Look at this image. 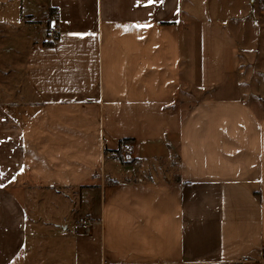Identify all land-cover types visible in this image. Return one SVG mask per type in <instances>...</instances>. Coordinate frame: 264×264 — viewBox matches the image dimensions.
<instances>
[{
  "label": "crops",
  "instance_id": "1",
  "mask_svg": "<svg viewBox=\"0 0 264 264\" xmlns=\"http://www.w3.org/2000/svg\"><path fill=\"white\" fill-rule=\"evenodd\" d=\"M16 1L0 39V264H264V101L233 20L255 0L231 18L192 0ZM79 216L94 226L76 237Z\"/></svg>",
  "mask_w": 264,
  "mask_h": 264
},
{
  "label": "rangeland",
  "instance_id": "2",
  "mask_svg": "<svg viewBox=\"0 0 264 264\" xmlns=\"http://www.w3.org/2000/svg\"><path fill=\"white\" fill-rule=\"evenodd\" d=\"M195 4V8L198 14H201L202 17L206 14L209 17L211 12L215 13V17L225 15L227 18H231L233 12L241 11L242 7H244V3L246 8L250 9V4L248 0H192ZM18 1L14 0H0V39L5 38L6 33L9 35L13 34V27L12 25L15 20L21 22V12L20 6ZM211 17V16H210ZM241 19L233 18L234 22H238V27L242 30L241 32L244 35L248 33L252 35L253 39L250 38L251 45L245 46L244 49L251 51L250 62L251 67L247 72L246 79H250L251 81V89H248L249 98L252 100L254 105L259 108L260 101H264V0H255V4L253 6V10L250 12L248 16L246 14H242L240 16ZM230 21V20H228ZM254 25L252 27L254 30L252 33L247 31L248 28H251V24ZM49 26H47L44 31L42 32L43 37L48 30ZM9 38V37H8ZM250 53H248L249 57ZM245 79V80H246ZM246 83V82H245ZM263 99V101H262ZM264 110V107H263ZM112 157H116L117 160L115 161V175L121 181L127 177H130V172L125 170L122 166L124 165L123 162L126 158H124L123 152H115L111 154ZM129 163H132L130 159H127ZM110 162V161H109ZM108 162V163H109ZM177 167V163L173 164L172 169L167 171L168 174H175ZM109 176V174H108ZM176 176H174L175 178ZM114 185V184H113ZM108 189V188H107ZM107 195L109 190L105 192ZM72 217V216H71ZM79 217H87L88 216H79ZM78 218V217H77ZM77 220V219H76ZM74 221V223L76 222Z\"/></svg>",
  "mask_w": 264,
  "mask_h": 264
},
{
  "label": "built area",
  "instance_id": "3",
  "mask_svg": "<svg viewBox=\"0 0 264 264\" xmlns=\"http://www.w3.org/2000/svg\"><path fill=\"white\" fill-rule=\"evenodd\" d=\"M58 36V29L54 26L49 27L44 35V44L48 45L54 43ZM93 226L94 224L87 217H78L71 228V234L76 237L88 234Z\"/></svg>",
  "mask_w": 264,
  "mask_h": 264
},
{
  "label": "trees",
  "instance_id": "4",
  "mask_svg": "<svg viewBox=\"0 0 264 264\" xmlns=\"http://www.w3.org/2000/svg\"><path fill=\"white\" fill-rule=\"evenodd\" d=\"M53 14H54V16H52L53 18H57V16H58V12H57V10H53ZM58 40V39H57ZM49 45V44H48ZM128 143L129 142H121V144L123 145L124 144V146L127 144L128 145ZM118 153L120 152L121 153V151L119 150V151H117ZM115 153V152H114Z\"/></svg>",
  "mask_w": 264,
  "mask_h": 264
},
{
  "label": "snow or ice",
  "instance_id": "5",
  "mask_svg": "<svg viewBox=\"0 0 264 264\" xmlns=\"http://www.w3.org/2000/svg\"><path fill=\"white\" fill-rule=\"evenodd\" d=\"M160 2L163 3V0H160ZM148 3H149V4L154 3V0H148Z\"/></svg>",
  "mask_w": 264,
  "mask_h": 264
}]
</instances>
